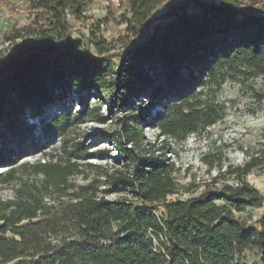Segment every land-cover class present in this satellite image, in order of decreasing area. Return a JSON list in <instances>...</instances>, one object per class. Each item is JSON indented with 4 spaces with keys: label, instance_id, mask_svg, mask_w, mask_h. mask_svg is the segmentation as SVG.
Wrapping results in <instances>:
<instances>
[{
    "label": "trees",
    "instance_id": "trees-1",
    "mask_svg": "<svg viewBox=\"0 0 264 264\" xmlns=\"http://www.w3.org/2000/svg\"><path fill=\"white\" fill-rule=\"evenodd\" d=\"M20 1L31 20L9 29L0 48V164L13 152L7 136L37 131L39 143H58L0 173V183L16 181L0 196V264H264V218L250 225L239 215L264 202L244 179L264 166V149L219 171L236 184L167 199L182 191L172 140L223 117L224 83L260 78L264 87V0H124L125 42L115 54L96 37L99 22L86 24L93 0ZM103 106L124 108L112 147L73 142L72 127L106 121ZM77 175L83 182L70 183Z\"/></svg>",
    "mask_w": 264,
    "mask_h": 264
},
{
    "label": "rangeland",
    "instance_id": "rangeland-1",
    "mask_svg": "<svg viewBox=\"0 0 264 264\" xmlns=\"http://www.w3.org/2000/svg\"><path fill=\"white\" fill-rule=\"evenodd\" d=\"M25 5L26 3L20 0H0V48L5 45L4 34L9 29L23 26L31 20L24 11H21ZM124 13H126L124 0H93L84 10L87 16L86 24L99 22L95 35L105 41L108 54L118 53L123 48L125 24L121 22L120 15ZM82 31L85 35H89L88 28H82ZM74 37L80 38L78 34ZM112 60L114 63L117 62L116 57ZM249 85L263 94L261 101L256 100L252 95L248 88ZM91 94L90 102L94 100L93 97H97L95 92ZM216 100L224 107L221 119L197 133L189 134L182 141L172 140L171 142V152L168 155L175 165L174 176L182 191L169 195L168 200H182L190 195H197L205 189L219 188L223 183L236 184L233 176L219 177V171L224 170L228 164L241 165L249 154H255L264 149V87L261 79L256 78L245 83L226 82ZM67 105L71 106L74 111L78 109L79 103L73 99L72 104L69 102ZM123 110V107H119L113 113H109L103 106L100 113L107 118L106 121L87 120L77 124L72 127L70 138L73 142H83L90 151L104 147L111 148L112 145L108 144V137L115 130V116ZM154 112L150 111L144 118L148 122L144 127L145 136L151 141L157 133L152 119ZM35 123L37 124L38 121ZM18 134L21 136L20 141L14 136H7L6 146L10 147L9 149L13 152L6 155L9 160L0 164V167L9 164L17 165L22 162L32 163L41 159L44 151H47L50 146L58 143L57 137L50 138L47 145L39 143L41 134L37 131L23 134L19 132ZM85 161L102 164L106 162L105 159L97 157H89ZM108 161L110 163V158ZM8 168L0 169V173ZM213 177H218L216 182ZM244 179L264 195V166L254 168ZM69 182L82 183V175L70 178ZM15 184L16 181L0 183V196L9 197ZM106 197L113 199L117 195L110 194ZM239 215L246 219L248 224L254 225L264 218V202L258 208H244ZM244 255L249 263H254L258 259L251 251L245 252Z\"/></svg>",
    "mask_w": 264,
    "mask_h": 264
},
{
    "label": "bare ground",
    "instance_id": "bare-ground-1",
    "mask_svg": "<svg viewBox=\"0 0 264 264\" xmlns=\"http://www.w3.org/2000/svg\"><path fill=\"white\" fill-rule=\"evenodd\" d=\"M5 168H6V166L0 167L1 170H2V169H5Z\"/></svg>",
    "mask_w": 264,
    "mask_h": 264
}]
</instances>
